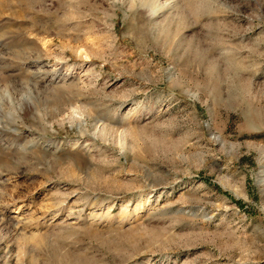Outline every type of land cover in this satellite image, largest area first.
<instances>
[{
    "label": "rangeland",
    "instance_id": "374dc122",
    "mask_svg": "<svg viewBox=\"0 0 264 264\" xmlns=\"http://www.w3.org/2000/svg\"><path fill=\"white\" fill-rule=\"evenodd\" d=\"M0 264H264V0H0Z\"/></svg>",
    "mask_w": 264,
    "mask_h": 264
}]
</instances>
